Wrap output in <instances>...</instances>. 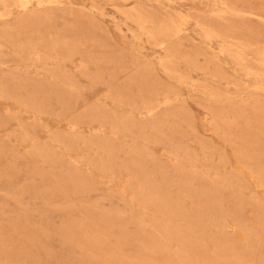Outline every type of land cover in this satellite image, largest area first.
Instances as JSON below:
<instances>
[{
	"label": "rangeland",
	"instance_id": "obj_1",
	"mask_svg": "<svg viewBox=\"0 0 264 264\" xmlns=\"http://www.w3.org/2000/svg\"><path fill=\"white\" fill-rule=\"evenodd\" d=\"M0 264H264V0H0Z\"/></svg>",
	"mask_w": 264,
	"mask_h": 264
},
{
	"label": "bare ground",
	"instance_id": "obj_2",
	"mask_svg": "<svg viewBox=\"0 0 264 264\" xmlns=\"http://www.w3.org/2000/svg\"><path fill=\"white\" fill-rule=\"evenodd\" d=\"M24 7V6H23ZM77 55V54H76ZM260 65V64H259ZM123 87V86H122ZM33 92V91H32ZM203 219V218H202ZM103 238V237H102Z\"/></svg>",
	"mask_w": 264,
	"mask_h": 264
}]
</instances>
